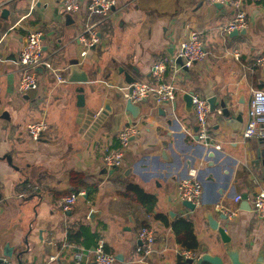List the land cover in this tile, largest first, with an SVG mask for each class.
I'll return each instance as SVG.
<instances>
[{"label": "crops", "instance_id": "0c3cea01", "mask_svg": "<svg viewBox=\"0 0 264 264\" xmlns=\"http://www.w3.org/2000/svg\"><path fill=\"white\" fill-rule=\"evenodd\" d=\"M241 1L249 28L246 35L231 38L225 29L236 12L229 5L209 0H118L114 21L102 29L101 44L82 57L77 37L87 22L89 0H82L77 15L67 13L62 0H0V264H76L74 254L80 247L68 242V234L82 226L100 234L115 264H141L138 233L149 227L156 243L148 264H178L186 249L173 226L182 220L193 224L198 252L207 246L209 253L220 254L218 233L201 218L207 210L216 217L226 214L228 220L221 224L234 247H242L245 261L264 252V219L251 208L252 196L264 190V173L252 156L264 138L242 136L252 91L264 90V67L255 64L264 54V0ZM2 9L10 12L8 19H3ZM192 30L204 43L205 61L189 68L171 65L166 80L176 86V101L155 106L149 99L140 104L142 113L134 120L116 99L117 93L127 99L119 69L135 75L130 67L134 66L140 71L137 83L154 84L156 60L176 58ZM34 31L43 33L54 69L67 79L71 66L78 64L93 83H59L46 70L40 73L38 89L20 94L18 59ZM80 87L85 89L87 110L99 113L107 99L112 101V112L96 131L81 132L77 123ZM102 89L104 93L96 92ZM188 92L217 99L209 117L208 145L198 141L194 113L185 110L183 95ZM223 100L243 112L237 132L221 117ZM4 114L11 119L6 128ZM43 120L50 129L42 140H33L27 126ZM132 123L140 134L125 149L121 170L112 173L103 157L118 148V133ZM209 151L212 158H206ZM192 171L203 185L204 206L195 212L182 206L178 192ZM84 186L94 192L63 212L65 197L86 191ZM130 186L153 197L154 204L126 196ZM246 194L249 204L242 200ZM91 212L98 213L93 221ZM7 245L14 248L12 258L4 256ZM94 249L81 264H93Z\"/></svg>", "mask_w": 264, "mask_h": 264}, {"label": "built area", "instance_id": "2783aa9c", "mask_svg": "<svg viewBox=\"0 0 264 264\" xmlns=\"http://www.w3.org/2000/svg\"><path fill=\"white\" fill-rule=\"evenodd\" d=\"M64 10L72 15L82 12V0H62ZM210 2H219L229 5L235 9V17L226 27V33L233 31H242L249 28L247 13L243 8L241 0H209ZM118 0H89L86 8L87 22L82 32L78 35L77 41L82 46V57L87 56L94 48L98 47L102 41V29L107 24L114 21ZM238 58L239 53L236 51ZM207 52L200 34L192 30L187 39L180 45V51L176 58H159L153 65L154 84L136 83L134 84L133 95L131 97L135 104H142L144 100L152 99L155 106H162L167 103L175 102L178 96L174 83L166 80V72L171 65L176 64L177 58L184 60L182 67L189 68L195 64L205 61ZM257 66L264 67V54L255 61ZM18 64L20 66L21 76L18 85V92L26 94L31 90H36L40 86L39 69L51 71L59 83H64L66 78L62 73L54 69L52 63L44 50L43 33L39 31L31 32L27 38V45L21 51ZM193 113L197 123L198 141L208 145L212 141L210 136L211 115L208 99L199 93L193 94ZM50 129L46 121L30 123L27 126V133L33 140H38L43 133ZM137 125L132 123L123 128L117 135L118 148L107 152L103 157V162L109 169L121 167L123 164L125 149L130 145L132 139L139 135ZM242 136L244 139H254L256 137L264 138V90L254 89L248 110V121ZM179 197L182 202L186 201L193 204L196 209L204 206L203 185L198 179L197 171H192L190 177L184 180L179 188ZM85 196L84 192L72 193L65 197L62 205V211L67 213L77 203L80 197ZM23 198L24 194H20ZM241 197L238 198L240 200ZM251 208L254 214L260 219H264V190L254 194L251 198ZM226 215V214H225ZM138 239L141 242L139 248L140 263L148 264L156 243V233L149 227L142 228L138 233ZM93 264H115L116 258L113 254L106 251L103 241H99L93 252ZM89 255L85 250L77 251L74 254L76 264ZM181 256L185 260L197 261L201 254L184 250ZM55 261V257L51 258ZM2 264H12L4 262ZM37 264V263H34Z\"/></svg>", "mask_w": 264, "mask_h": 264}, {"label": "water", "instance_id": "95a60500", "mask_svg": "<svg viewBox=\"0 0 264 264\" xmlns=\"http://www.w3.org/2000/svg\"><path fill=\"white\" fill-rule=\"evenodd\" d=\"M218 5V4H217ZM10 12L7 9H2V17L3 19H8ZM247 30L242 31H233L230 33V37H237L239 35H246ZM174 55V52H172ZM176 64L183 66L184 60L182 58L176 59ZM131 70L134 72L135 75H139L140 71L134 67L130 66ZM43 70L39 69V73H42ZM119 74H124V84L127 86V99L124 101L122 100V94L117 93L116 99L121 100V110H124L127 113H130L132 118L134 120H137L141 113L142 108L140 105L135 104L131 97L133 95L134 90V84L138 82L137 76L133 75L132 73L126 71L123 67L119 69ZM93 82L88 77L87 73L81 69V67L78 64H74L70 68L69 76L64 82V84H92ZM115 85V84H114ZM85 89L83 87H80L77 89L78 93V102L77 107L79 108V115L77 119L78 125L81 127V132L83 130H98V128L101 126V124L104 122V118L108 116L112 112L111 107V100L107 99L105 101L103 110L97 113L96 111H91L86 109V100L84 96ZM98 94L104 93V90H98L96 91ZM193 94L192 92H188L183 95L184 102L186 104V112L192 113L193 112ZM147 100H144L143 103H146ZM210 104L211 112L215 111L216 105H217V99L215 97L208 100ZM221 107V117L223 121L226 123V125L230 126L233 131L237 132L240 128V123L243 120V112L235 107L234 104H231L230 102H227L225 100L220 102ZM3 118L6 120L4 127H7V123L11 121V119L7 116V114L3 115ZM45 135L43 133L40 136V140H42V137ZM212 142V141H211ZM259 143V142H258ZM166 147V144H164ZM165 157V153L163 154ZM212 153L209 151L206 154V158H212ZM254 164L257 165L258 169L262 170L264 173V143H259L258 147L252 152ZM10 161V159H9ZM121 169L120 167L112 169L113 172H119ZM85 198H87L85 196ZM242 200L246 202V204H249L248 202V194L242 196ZM182 206L192 212L197 211L196 207L189 203V202H182ZM98 213L91 212L90 219L93 221ZM172 215V214H171ZM201 218L205 220L211 231L218 233L220 237V241L223 243V250L220 254L213 255L209 253L208 247L203 246V253L201 254V257L197 260H186L187 264H264V252H260L259 255L251 262L245 261L242 256V247H234V244L232 243V238L228 235L225 226L221 224V221H227L228 217L226 215H219L216 217L215 213L213 211H205ZM14 248L10 245L6 246V249L4 251V256L8 258L13 257ZM23 255V253H19L17 255V260L20 261V257ZM21 263V261H20Z\"/></svg>", "mask_w": 264, "mask_h": 264}, {"label": "trees", "instance_id": "16d2710c", "mask_svg": "<svg viewBox=\"0 0 264 264\" xmlns=\"http://www.w3.org/2000/svg\"><path fill=\"white\" fill-rule=\"evenodd\" d=\"M84 188L86 189V191H84V193L86 192L85 194H91L92 192H94V189L91 186H84ZM80 192L81 191H78L77 193ZM131 194L136 196V198L145 205L151 206V204H154L155 199L145 194L144 191L141 190L138 186H130L128 188L126 196H129ZM173 230L174 234L178 238V242L184 249L200 253L198 252L200 250V245L197 237L194 234V228L191 222L185 220L178 221L174 224ZM100 238L101 236L99 233H93L91 230H89V228H86L84 226H82V229L80 231L76 232L70 230L68 234V242L71 244L76 243L77 245H79L80 249L78 251H91L93 247L97 246ZM178 264H187L186 260L181 255L179 257Z\"/></svg>", "mask_w": 264, "mask_h": 264}, {"label": "rangeland", "instance_id": "374dc122", "mask_svg": "<svg viewBox=\"0 0 264 264\" xmlns=\"http://www.w3.org/2000/svg\"><path fill=\"white\" fill-rule=\"evenodd\" d=\"M32 91V90H31Z\"/></svg>", "mask_w": 264, "mask_h": 264}]
</instances>
